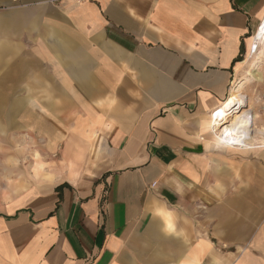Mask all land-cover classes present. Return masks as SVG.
I'll return each instance as SVG.
<instances>
[{
	"label": "crops",
	"instance_id": "0c3cea01",
	"mask_svg": "<svg viewBox=\"0 0 264 264\" xmlns=\"http://www.w3.org/2000/svg\"><path fill=\"white\" fill-rule=\"evenodd\" d=\"M263 20L264 0H0V264H264V105L246 144L209 127Z\"/></svg>",
	"mask_w": 264,
	"mask_h": 264
},
{
	"label": "bare ground",
	"instance_id": "6f19581e",
	"mask_svg": "<svg viewBox=\"0 0 264 264\" xmlns=\"http://www.w3.org/2000/svg\"><path fill=\"white\" fill-rule=\"evenodd\" d=\"M260 29L264 30V21ZM257 39L255 38L253 41L255 44L257 43ZM251 73V77L256 78L255 73ZM246 105V97L239 90H233L221 106L212 113L209 120V127L215 133L217 141H222L223 143L232 141L231 143L234 142L240 145L246 144L243 141V137L246 129L251 124V117L248 113L245 115L239 114L241 107Z\"/></svg>",
	"mask_w": 264,
	"mask_h": 264
},
{
	"label": "rangeland",
	"instance_id": "374dc122",
	"mask_svg": "<svg viewBox=\"0 0 264 264\" xmlns=\"http://www.w3.org/2000/svg\"><path fill=\"white\" fill-rule=\"evenodd\" d=\"M255 38L257 39L256 44L253 42L255 49L251 52L250 56L246 57L244 66L236 76L235 83L232 87L233 89L240 85L237 90H239L244 97L247 96L248 98L250 95V101L246 98L250 109L258 107L260 104L264 105V30L259 29ZM251 72L255 73L257 79L251 77ZM255 98H259L260 100L257 99L255 101ZM255 102H257V104ZM246 106L241 107L240 110L245 111L247 109ZM240 110L239 112H241Z\"/></svg>",
	"mask_w": 264,
	"mask_h": 264
},
{
	"label": "built area",
	"instance_id": "2783aa9c",
	"mask_svg": "<svg viewBox=\"0 0 264 264\" xmlns=\"http://www.w3.org/2000/svg\"><path fill=\"white\" fill-rule=\"evenodd\" d=\"M52 1H54L55 3H58L60 0H52ZM78 2H85L86 0H77ZM254 49H255V47L254 46H252V51H254ZM230 142H232V141H230Z\"/></svg>",
	"mask_w": 264,
	"mask_h": 264
}]
</instances>
